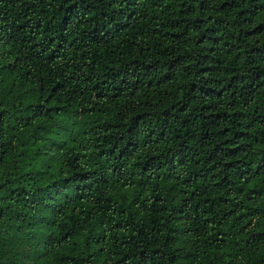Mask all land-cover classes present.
<instances>
[{
	"label": "trees",
	"instance_id": "16d2710c",
	"mask_svg": "<svg viewBox=\"0 0 264 264\" xmlns=\"http://www.w3.org/2000/svg\"><path fill=\"white\" fill-rule=\"evenodd\" d=\"M0 264H264V0H0Z\"/></svg>",
	"mask_w": 264,
	"mask_h": 264
}]
</instances>
